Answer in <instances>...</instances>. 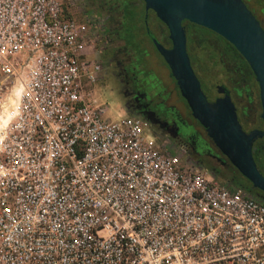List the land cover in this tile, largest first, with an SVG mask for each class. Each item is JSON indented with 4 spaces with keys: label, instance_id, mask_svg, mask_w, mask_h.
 Returning a JSON list of instances; mask_svg holds the SVG:
<instances>
[{
    "label": "built area",
    "instance_id": "built-area-1",
    "mask_svg": "<svg viewBox=\"0 0 264 264\" xmlns=\"http://www.w3.org/2000/svg\"><path fill=\"white\" fill-rule=\"evenodd\" d=\"M87 50L65 0H0V264H264V201L105 118Z\"/></svg>",
    "mask_w": 264,
    "mask_h": 264
},
{
    "label": "flooded vegetation",
    "instance_id": "flooded-vegetation-1",
    "mask_svg": "<svg viewBox=\"0 0 264 264\" xmlns=\"http://www.w3.org/2000/svg\"><path fill=\"white\" fill-rule=\"evenodd\" d=\"M242 1L249 9L251 3H257L256 0ZM67 5L72 16L84 29L87 47L98 62L95 88L99 90L109 75L116 78L122 86V106L127 115L145 120L160 143L181 149L184 156L197 167L217 178L218 172L224 171L230 163L215 147L204 127L191 115L168 66L157 52L152 42L154 38L166 48L171 47V42H168L166 26L155 13L152 10L145 11L143 5L141 9L146 12V16L140 23L134 16L140 6L133 0H68ZM255 13L264 29V18L257 11ZM261 13L264 14L263 5ZM187 22L182 21L184 29ZM151 24L157 25L156 29L161 25L165 30L160 29L161 33L156 36L150 30ZM138 33L140 37L144 35L148 38L161 57L168 70V82L156 73L151 61L147 59V49L141 43ZM135 36L139 41L135 40Z\"/></svg>",
    "mask_w": 264,
    "mask_h": 264
},
{
    "label": "water",
    "instance_id": "water-1",
    "mask_svg": "<svg viewBox=\"0 0 264 264\" xmlns=\"http://www.w3.org/2000/svg\"><path fill=\"white\" fill-rule=\"evenodd\" d=\"M166 26L171 47L152 40L174 78L191 115L204 127L215 147L253 187L264 193V175L252 154L253 142L264 138V29L242 0H142ZM146 16V15H145ZM203 26L231 43L248 63L258 85L262 128L245 131L230 94L219 82L209 100L195 74L186 48L182 21Z\"/></svg>",
    "mask_w": 264,
    "mask_h": 264
},
{
    "label": "trees",
    "instance_id": "trees-1",
    "mask_svg": "<svg viewBox=\"0 0 264 264\" xmlns=\"http://www.w3.org/2000/svg\"><path fill=\"white\" fill-rule=\"evenodd\" d=\"M256 2L261 3V0H256ZM134 16H136V14H134ZM185 30L187 37V53L197 77L202 75V65L206 63L211 68L212 78L216 76L217 67L225 70V72H229V74L237 76L238 81L244 82L243 85L229 88L225 84H223V86L230 91V97L236 107L238 120L242 128H247L249 126V129H247L248 131L253 128H262V120L258 113L260 109L258 85L245 59L231 43L212 30L191 22H187ZM168 42H170V40H168ZM243 94H246L248 101L252 102V107L249 111L244 107L237 106L236 97ZM250 115L253 119L249 121L247 118ZM252 154L258 169L264 175V138H258L253 142ZM217 179L222 182L227 180L228 184L243 188L249 195L264 201V193L253 187L231 164L228 165L224 171L218 172Z\"/></svg>",
    "mask_w": 264,
    "mask_h": 264
},
{
    "label": "rangeland",
    "instance_id": "rangeland-1",
    "mask_svg": "<svg viewBox=\"0 0 264 264\" xmlns=\"http://www.w3.org/2000/svg\"><path fill=\"white\" fill-rule=\"evenodd\" d=\"M68 2V0H65ZM138 2V5L140 8L136 9V16L137 19H139L140 23H142V19L145 18L146 12L142 11V7L144 5L142 0H133ZM261 6H264V0H261ZM261 6L256 5L254 3H251V6L249 5L251 11H253L254 14L257 11V13L264 18V14L261 13ZM145 10V9H144ZM154 22V21H153ZM157 26V25H155ZM153 24H151L150 30H153L154 34L158 36L161 32L160 29L163 31L165 28L163 26H159L158 29H156ZM142 35V34H141ZM138 36L140 38L141 43L146 47L147 49V59L151 61V65L156 71V73L165 81H169V75H168V70L166 66L162 63L161 57L155 52L153 49L151 42L148 40V38L144 35L140 37V34L138 33ZM135 40L139 41L138 38L135 36ZM91 53V49L88 48V50ZM227 68V67H225ZM203 73L202 75H199L198 78L201 82V86L203 91H205V94L207 95L208 99H214L218 94L216 92V85L220 82L221 84H225L228 88L229 87H240L241 85L244 84V82L238 81V77L229 74V72H225V70H222L220 67H217L216 70V76L215 78H212V71L210 66L206 63L202 65ZM121 84H119L116 80V78L112 76H107L105 83L101 86L99 90L95 88L94 90V96L98 99V101L101 104H104L107 106V111L105 113V118L109 119V114L114 110V101L119 100L121 104L123 103V96L121 94ZM236 102L237 106L244 107L246 109H249L252 107V102L248 101L247 95L243 94L241 96L236 97ZM261 108L259 109V114H260ZM127 115V114H126ZM249 121L253 119V117L250 115L247 118ZM112 120V119H109ZM249 127V126H248ZM243 127V129L246 131L249 128ZM219 180V179H218ZM221 181V180H219ZM222 182V181H221Z\"/></svg>",
    "mask_w": 264,
    "mask_h": 264
},
{
    "label": "clouds",
    "instance_id": "clouds-1",
    "mask_svg": "<svg viewBox=\"0 0 264 264\" xmlns=\"http://www.w3.org/2000/svg\"><path fill=\"white\" fill-rule=\"evenodd\" d=\"M126 112L119 100L114 101V110L109 114V119L119 121L124 118Z\"/></svg>",
    "mask_w": 264,
    "mask_h": 264
}]
</instances>
